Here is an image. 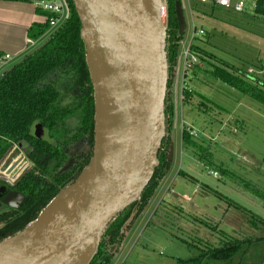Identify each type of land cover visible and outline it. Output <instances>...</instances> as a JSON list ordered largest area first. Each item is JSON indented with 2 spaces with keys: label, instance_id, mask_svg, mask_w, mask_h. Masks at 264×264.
I'll return each mask as SVG.
<instances>
[{
  "label": "trees",
  "instance_id": "trees-1",
  "mask_svg": "<svg viewBox=\"0 0 264 264\" xmlns=\"http://www.w3.org/2000/svg\"><path fill=\"white\" fill-rule=\"evenodd\" d=\"M163 2L166 28V80L163 101L165 127L155 168L139 195L102 228L95 252L87 264L114 262L117 253L140 223L171 170V147L175 143L172 134L175 118L173 79L179 53L178 42L182 35L178 34L175 17V4L178 0ZM68 4V20L49 36L43 38L48 24L35 25L29 29L30 40H43L0 77V163L14 146H19L23 147L28 160L33 164L14 186L9 180L0 178V243L21 233L35 222L44 208L75 181L92 156L95 128L94 90L80 35L82 24L74 2L68 0ZM199 4L202 3L195 2V8ZM263 4L264 0H260L253 18L264 16L261 9ZM202 5L211 14L216 9H221ZM36 12L42 13L40 10ZM205 13L201 12V16H205ZM208 39V33L204 31V35L194 44L193 49L200 61H204L205 57L212 58L204 48ZM209 65V71L196 66L191 71L194 79L199 74L208 75L264 107V81L261 78L226 62ZM182 104L193 105L205 115L215 110L223 111L201 95L187 89L183 93ZM37 127L43 132H39ZM198 138L190 136L186 126H183L180 131L181 149L187 151L197 162L202 164L206 161L208 166H212L210 152L197 143H205L206 140L202 136ZM69 162V167L63 170ZM177 176L185 177L186 174L179 170ZM188 179L195 183L194 179ZM12 193L23 196L22 201L14 208L2 203ZM260 224L264 226V222L260 221ZM260 243H264V238L253 241L234 240L210 249H198L190 245L198 250L197 254L187 260L177 259L174 264H230L235 257L238 256L239 260L244 257L245 244L259 246Z\"/></svg>",
  "mask_w": 264,
  "mask_h": 264
},
{
  "label": "rangeland",
  "instance_id": "rangeland-1",
  "mask_svg": "<svg viewBox=\"0 0 264 264\" xmlns=\"http://www.w3.org/2000/svg\"><path fill=\"white\" fill-rule=\"evenodd\" d=\"M201 12H206L205 16ZM183 18L184 49L192 25L187 11H183ZM193 18L195 25L208 33L204 48L212 55L200 61L199 69L209 71V63L226 62L264 81V16L253 18L249 11L224 9L211 14L199 4L193 9ZM41 41H32L27 51ZM22 58L0 71V77ZM179 58L182 64L180 51ZM186 87L223 111L205 115L193 105L180 106L176 91L170 173L112 264H174L177 259L187 260L197 254L190 245L210 249L234 240L264 238V226L260 224L264 222V107L208 75L199 74L194 79L190 73ZM181 120L198 131L196 139L205 138V143H197L210 152L212 166L197 162L181 149ZM32 165L23 147L16 146L1 164L0 173L6 174L14 166L6 176L13 181L19 171ZM179 170L186 176H177ZM260 244H245L244 257L239 260L237 256L230 264H264V243Z\"/></svg>",
  "mask_w": 264,
  "mask_h": 264
},
{
  "label": "water",
  "instance_id": "water-1",
  "mask_svg": "<svg viewBox=\"0 0 264 264\" xmlns=\"http://www.w3.org/2000/svg\"><path fill=\"white\" fill-rule=\"evenodd\" d=\"M72 1L94 90L92 156L35 222L0 243V264H87L102 228L139 195L155 168L165 127L164 2ZM175 17L182 35L179 2ZM13 169L0 178L8 181ZM27 171L9 183L16 185ZM22 199L12 193L2 203L14 208Z\"/></svg>",
  "mask_w": 264,
  "mask_h": 264
},
{
  "label": "built area",
  "instance_id": "built-area-1",
  "mask_svg": "<svg viewBox=\"0 0 264 264\" xmlns=\"http://www.w3.org/2000/svg\"><path fill=\"white\" fill-rule=\"evenodd\" d=\"M180 8L182 11H187L190 17L192 29L191 36L187 46L183 49L181 47V41L178 42L180 57L182 56V64H180V58L176 59L175 63V83H174V105H175V120H176V104L177 96L176 91L179 93V103L180 106L183 102V93L187 89L186 79L191 71L197 66L199 67L200 59L197 52L193 49L196 40L204 35V30L196 26L193 18V9L195 8V2L202 3L204 5L215 6L224 10L233 11L236 13H245L249 11V14L254 15L257 8L259 7L260 0H178ZM30 3L34 6L36 10H40L45 14V24H48V29L44 33L43 38L49 36L57 28H59L65 21L68 20L70 16V8L68 0H30ZM262 12L264 13V4L261 6ZM183 34V33H182ZM32 45V42H29ZM17 58L9 54H0V71L6 68L7 65L14 62ZM176 122V121H175ZM183 122H180V131H182ZM186 131L190 136L197 137V132L189 127H186ZM14 146L13 148H15ZM12 150V149H11ZM10 150V151H11ZM9 154V153H8ZM7 157V156H6ZM28 168H23L15 175V179ZM10 181V180H9Z\"/></svg>",
  "mask_w": 264,
  "mask_h": 264
},
{
  "label": "crops",
  "instance_id": "crops-1",
  "mask_svg": "<svg viewBox=\"0 0 264 264\" xmlns=\"http://www.w3.org/2000/svg\"><path fill=\"white\" fill-rule=\"evenodd\" d=\"M36 11L30 2L0 1V54H9L18 59L28 52L29 42H32L29 29L44 25L46 21L45 14ZM182 122L186 127H192L190 124L187 126L184 120Z\"/></svg>",
  "mask_w": 264,
  "mask_h": 264
},
{
  "label": "flooded vegetation",
  "instance_id": "flooded-vegetation-1",
  "mask_svg": "<svg viewBox=\"0 0 264 264\" xmlns=\"http://www.w3.org/2000/svg\"><path fill=\"white\" fill-rule=\"evenodd\" d=\"M1 166V165H0ZM1 174V173H0ZM9 182H11V181H9ZM7 197V196H6ZM16 205H18V203L16 202Z\"/></svg>",
  "mask_w": 264,
  "mask_h": 264
}]
</instances>
